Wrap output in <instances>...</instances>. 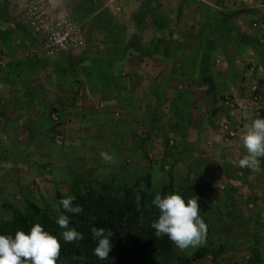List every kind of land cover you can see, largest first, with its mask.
Masks as SVG:
<instances>
[{
    "label": "rangeland",
    "instance_id": "374dc122",
    "mask_svg": "<svg viewBox=\"0 0 264 264\" xmlns=\"http://www.w3.org/2000/svg\"><path fill=\"white\" fill-rule=\"evenodd\" d=\"M6 1L9 4H12L9 5L10 12L8 14L9 21L11 22L7 24L0 23V37L1 34H8H6V40H0V43L3 45L9 56H11L12 60H16V63L6 64L5 58L2 55V51H0V71L6 68L5 70H9L7 71V73L10 77L14 75L11 72L13 68L15 72H17V70L15 69L16 66H14L16 64H19L17 68L21 66L41 67V69L45 70L46 68H48L49 74H53L52 68H57V66L51 64L50 62L56 59L57 56L49 57L47 56L46 51H44L43 49V42L45 39L43 34L46 33L45 29L38 32L35 28L31 27V25H29V23L25 19L24 12L26 10H29L30 8L32 9L33 5L36 6V10L39 14H41V12L45 10H60L65 15L64 18L66 21L74 22L80 27L78 31H75V33L79 32V46L76 48L70 47L68 51L61 50L58 54V57L60 59L62 58V56L66 55V63L68 64L66 75H64V72L59 71L61 75H59L58 78L51 77L50 80H47L53 83L60 81L59 84L69 88L65 91L68 92L67 97H69L65 102L66 106H61V104L58 103V105L55 104L48 109L49 113L46 112L49 114L51 120V136L48 137V140L52 142V144L63 150L68 146V148L72 149L71 143L73 142V140H70L66 137L65 125L63 128V122L65 123V121H63L61 118L62 109H73L74 111H78L86 105L85 103L91 102L94 112H98L101 114L107 109H112L116 112V117L119 119H122V115L124 116L126 114H128L129 119L133 118V111L129 109L125 110L124 108L125 93L127 91V94H135L137 96L140 92H142V90L144 92V86L147 85L146 81H148V79L144 75L143 68H141L142 62L137 59L139 56H141V53H144L143 49L150 44V37L154 33L153 31H151L150 25L148 27H142V24H152L154 21L157 23L156 17L159 15V8L150 7L152 2H150L149 6L147 7H141L139 5L140 0H135V2H133L132 0H100L104 8L102 9L110 12L111 17L114 18L115 21L113 22L121 21V23H119V26L123 28L125 32L123 29L122 31L119 29L118 30L121 32V34H123L124 40L126 39L125 45L127 46V51L123 52H126V55L122 60V66L119 67V64L116 65L115 63H111L109 66L107 65L108 72L104 75H101L96 72L89 73V69L92 68L93 70H95L96 65L94 63L100 59L105 58V45L108 46L110 31L114 29L109 22L103 24L101 30H95L92 33L91 39L88 41L84 27L75 22L71 17L72 3L69 0H60L62 4L61 7L55 6V0ZM50 1L53 4L52 6L50 4ZM190 1H193L197 4L199 3L203 6H208L206 9L208 11L207 16L204 17L203 15H201V18L205 20L209 18L211 24V46L209 52H207L208 50L203 52L200 57L199 77L201 79H198L199 81L196 84L197 89L199 91V89L204 88V85L214 84V86L218 90L219 96L216 98V100H213V98L210 96L211 92L207 93L204 90L198 93L203 95L204 98L209 101L211 107L216 109L219 113H222L218 114L219 131L215 132L213 136L205 137L204 135L201 139H196L191 142V146L193 148H196V151H198V161H196L197 163L189 165L190 160H184L182 153L172 151L173 147L174 150L179 149L174 137H165L162 140L165 143L164 150L161 148L162 142L159 141L160 138H158L157 140H153V138L155 137H153V135L150 134L149 131H141L140 136L144 138L147 137L148 141H158V144H150L148 145V147L145 146L146 156L144 155L142 158V162L145 163L144 167L132 171L134 173H127V171L129 172L132 168H134L130 167L131 165L128 166L127 169L123 167L121 170L117 169L115 171V167L120 168L121 164V158H118V155L116 153L114 155L116 163H106V167L100 171L104 174L103 176L100 175L99 178V174L96 173L98 176L89 178V181L77 177L75 180H73L75 188L71 187L70 192L66 193L65 191L66 189H68V187H63L64 185L60 184L65 180V177H62L59 181L58 179L63 174L65 168L70 164H72V167L70 169L69 175L72 179H74L76 173L78 172L75 168V165L79 166V163L82 161V159L75 163L74 159H69L63 154L53 156V154L51 153L47 154L46 157L41 156L39 158L40 162L36 164L39 166V168L35 166L36 169H34L33 172L29 173L28 171L24 173V170L28 166L26 165L27 161L25 160V158H37V154L33 153L32 151H34L33 147L37 145L38 138L34 135L39 133L40 130H36L32 134L28 132L27 135L31 136L29 137V139H25L24 141L28 142L25 147L26 150H28L30 156L27 155L24 158H20L17 156V154H12L10 159H14V162H9L7 160V154L5 153L6 149L2 152L0 151V219L1 217L11 215V210L14 209L24 215H27L29 213V202H34L36 206L43 211H54L56 206L58 205L59 200L70 196L71 191L76 190L79 193H85L90 190L96 189L98 186L107 184V182H110L109 192L111 193H118L119 191L123 192L125 187L129 184L130 179L136 180L137 178V181L141 184L142 188L145 189L149 184L146 174L147 169H149V167L153 165L158 166L157 169H154L151 172L152 177L150 176L153 182L152 184L154 189H160L162 186H164L165 184H170L172 181L180 185L175 176H177V174L181 172L189 182L193 181L195 178L202 179L205 187V192L201 194L203 196L207 195L206 190H208V188H215L214 185L219 182L220 185H222L224 188H226L227 186V193L232 192V195H235L236 192V189H234L235 185L238 186L240 190L237 194L241 197L238 199L239 204H245L247 202L246 198L248 193H246V188L244 187V185L240 184V180L242 177L239 175H237V179H235V177H232L234 175H232L231 173L232 170L235 171V166H231L230 164H223V166L221 167L222 164L219 161L217 163H213L211 169H208L206 168L207 164L203 163L201 160L205 159L207 155L212 154V152L215 153L216 151L220 150L221 147H226L229 151L231 150L235 152L236 155L239 156V159H241L243 155L246 154V150L243 148L242 141L240 139L245 129V125L251 124V122L256 118H264V0ZM188 3L190 2L188 1ZM194 3L192 4L195 5ZM92 4L94 6L96 4L95 1H93ZM179 4L182 5L183 3H181V1L179 3L177 0H174V2H171L170 5L174 6L173 8H175ZM187 10L188 9H185L184 11ZM147 11H152L149 12V16L146 15ZM113 13L115 15H113ZM129 13L133 16H130ZM194 13L195 12L191 11L190 9L188 10V13L182 12L178 18V22L181 21V24L177 23L178 28H175L174 26L173 30L167 28L166 25L168 23V20L166 18H162L161 22H158L160 27L159 34L161 38L154 37V39H162L165 41L169 36L170 38L167 39L169 41V44H167L166 46H173V41H175L174 39L182 37L186 34L187 31H190V26H192L193 19H196L198 17V14ZM115 16H117V18ZM164 16L168 17L166 14H164ZM149 17H153V20H151ZM5 18H7V15ZM133 18L139 20V28L137 29L136 33L134 32V37L131 36L130 28H126L124 26V24L128 23V25L132 27L133 30V26H136ZM184 18H186L187 20ZM198 19H200V16L198 17ZM158 21L160 20L158 19ZM174 21L177 22V19L174 18ZM145 30H149L151 31V33L147 32L146 36H143ZM164 30H167L168 33L164 32ZM179 30L180 32L178 33ZM173 37L175 38L172 39ZM180 41L178 42L183 45L184 49H186V53L181 55H187L188 58H190L186 59L187 64H193L194 68L197 69L196 59L194 58V61H191V58H193L192 53L194 54L193 47L196 46L195 42L185 40L186 42L183 43L182 38H180ZM88 42H91L90 48L94 50L90 52L93 56L91 60H86L83 63L82 56L87 50L86 48H88ZM99 47L100 50H98ZM132 49H137L139 51H134V53L132 54ZM211 50H216L217 55L213 54L215 56L212 55V57L210 55ZM131 54V58H133L134 60L126 64L127 57H129ZM68 55L70 57H67ZM211 60L212 63L216 64L217 67L215 72L217 74V80L213 79V82L211 78L212 67L208 65V62H210ZM60 62V65L64 66V69H66V63L64 59H62ZM11 66L12 68H9ZM125 66L126 71L125 73H122V69H125ZM45 77L50 78L47 73ZM90 77L93 79H90ZM87 78H89V81H87ZM79 79H82L83 81H80ZM13 83L14 80L12 81L10 79V81L7 82V86H10V88H12ZM75 83L76 85L74 86V91L70 92L69 90L71 89V86ZM85 85H87V89L85 88ZM212 85L209 86L212 87ZM36 88L38 87H35V83L28 86V89H30L29 94L27 95L28 98H33V89ZM117 89H119L123 93L117 91ZM194 90L196 92V88H194ZM4 97L0 96V117H2V120L0 121V128L7 124L5 123L6 120L12 116L13 111H16L12 104L7 100V96L5 95ZM60 106L62 107V109ZM44 111L45 110L41 109L40 113H43ZM166 112L167 111H163L165 116L167 115ZM202 115L205 116L204 110L202 111ZM38 123L41 128L43 127V125H49L47 121H42V123L38 121ZM133 124H138L140 126V123L137 122H133ZM165 126H167V124H163V128ZM19 138L20 141H23V136ZM16 141L17 139L12 143V138L7 139L4 135H1L0 147L1 143L4 146L8 143L7 148L13 146L15 147ZM120 142L121 139H119V141L118 138L115 139V145ZM70 149H68V153L71 151ZM63 150L61 152H63ZM179 152H181V150ZM47 157H49L53 161H49ZM45 159L48 163H44L46 162L44 161ZM86 160H88V158ZM90 161L93 160L90 159ZM185 165L187 170H185ZM238 173L239 172H237L236 174ZM27 174H30V176H37V178L40 180V183H48L47 189L45 190L38 183H35L34 185L29 184V186H24V180L22 181L19 178H17L18 180H15L9 177V175L21 178L25 177L26 180V178L28 177ZM118 174L120 175V177L116 179ZM121 175H126V177H122ZM133 182L134 181H132L131 183ZM222 186L221 190L224 189L222 188ZM113 188L115 189V191H113ZM230 188L234 189L235 191H231ZM42 192H45V195H42L40 198L33 197L34 195H39ZM4 194L9 198H2ZM255 194L264 196V190H256ZM199 196L200 195L196 197L199 198L198 204L200 206V215L208 225L209 232L207 235V242L202 246L195 248L189 247L184 250H181L180 248L175 246L177 257H180L182 260H184L181 262V264H194V253L201 248L210 247V245L207 243L211 238L210 229L211 226H213V222L216 226H220V223L222 222V224L225 225L224 227L229 228H232L234 227V225H236L235 223H233L232 225L227 224L226 214L228 212V208L225 204H222V208L215 209L217 210L215 211V213L210 210V207L212 206V200H210L209 202V198H200ZM232 202L234 205H236L237 200H235V198H232ZM237 220L234 218L233 222H241V220ZM226 235L227 234H225V236ZM219 238L220 235H212V240H217ZM234 239V236H229L227 243L221 246L224 247L223 249L221 248V250H232V248L235 247L236 244ZM239 245L240 244L236 246ZM61 255L62 252L60 256Z\"/></svg>",
    "mask_w": 264,
    "mask_h": 264
},
{
    "label": "crops",
    "instance_id": "0c3cea01",
    "mask_svg": "<svg viewBox=\"0 0 264 264\" xmlns=\"http://www.w3.org/2000/svg\"><path fill=\"white\" fill-rule=\"evenodd\" d=\"M132 1L135 2V0ZM177 1L179 3L181 1L183 4H179L180 6L177 5L175 8H173L174 6H171L170 4L171 2H174V0H140L139 5L141 7H143L144 3L152 2L150 7L159 8V15L156 17L157 23L154 21L152 24H142V27H148L149 25L151 26V31L154 33L149 40V43H151L154 37L161 38L159 34L160 27L158 22H161L162 18H166L168 20L166 26L168 29L173 30L174 26L175 28H178L177 23L181 24V21L178 22V18L182 12L188 13V10L190 9L191 11L195 12L194 14H198L200 19H198V17L193 19L192 26H190V31H187L182 37H178L176 39H174L175 37L172 38L176 42L180 41V38H182L183 43L186 42L185 40L195 42L196 46L193 47L194 54L192 53L193 58H191V61H194V58L196 59L197 69L194 68L193 64H187L186 59L190 58H188L187 55H181V51L178 55L173 54L174 52H179L174 49L165 52V45L161 48L162 53H155L152 56H147V54L145 55V53H141V56H139L137 60L142 62L141 68H143L144 75L148 79V81H146L147 85L144 86V92L141 87L142 92H140L137 96L135 94H127L126 91L124 108L125 110L129 109L133 111V118L129 119L128 114H126L124 116L122 115V119H119L116 117V112L112 109H107L101 114L94 112L91 102L85 103V106L82 105L83 107L81 106L82 108L78 111H74L73 109H62L61 106H66L65 102L69 98L67 97L68 92H65L69 88L59 84L60 81L53 83L47 80H50L51 77L58 78L59 75H61L59 71L64 72V75H66V71L68 69L66 55L62 56L61 59L57 57L53 61H50L51 64L57 66V68H52L53 74L48 73V68L45 70L41 69V67H15L17 72H15L14 68L11 70V72L14 74L10 77L12 81L14 80L12 88L7 86V80L0 84V96L4 97L6 95L7 100L16 110L15 112L13 111L12 116L6 120L5 123L7 124L0 128V136L4 135L7 139L12 138V143L17 139L15 142V147L13 146L7 148V142H3L7 143L5 146L1 143L0 151L2 152L6 149L5 153L7 154V160L9 162H14V159H10L12 154H17V156L20 158H24L27 155L30 156L28 150H26L25 147L28 142H25L24 140L29 139L31 136L27 135L28 132L32 134L36 130H40L39 133L34 135L38 138L37 145L33 147L34 151H32L33 153L37 154V158H25L27 161L26 165L28 166L24 170V173L28 171L29 173L33 172V170L36 169L35 166L39 168V166L36 165L40 162L39 158L41 156L46 157L47 154L51 153L53 156L63 154L69 159H74L75 163L82 159V161L79 163V166L75 165V168L78 172L76 173L74 179H72L69 175L72 164L65 168L63 174L58 179L59 181L62 177H65V180L60 184L64 185L63 187H68V189L65 191L66 193L70 192L71 187L75 188L73 180H75L77 177L89 181V178L98 176L96 173L99 174V178L100 175H104L100 171L105 167H99L100 165L90 161V159H92V155H100L102 151H106L113 155L117 153L118 158H121L119 170H121L123 167L127 169V167L131 165L130 167L134 168H132L129 172L127 170L126 171L127 173H134L132 171L141 169L145 165V163L142 162V158L145 155V146L148 147L150 144H158V141H153L154 139L157 140L158 138H160L159 141L162 142L161 148L165 150V143L162 140L165 137H174L181 152H179V149L174 150V147L172 148V151L182 153L184 160H190L189 165L197 163L196 161H198V151H196V148L191 146V142L196 139H201L204 135L205 137L213 136L215 132L219 131L218 114L222 113H219L216 109L211 107L209 101L204 98L203 95L198 93L204 90L207 93L211 92L210 96L213 98V100H216V98L219 96V93L214 84H209L212 85V87L209 85H204V88L199 89V91L196 85L199 81L198 79H201L199 77L200 57L203 52L207 50V52H209L211 46L210 20L209 18L206 20L201 18V15L204 17L207 16V12L201 10L198 6L193 5L190 0ZM188 1L190 3H188ZM54 3L55 6H62L60 0H55ZM10 5L12 4L10 3ZM185 9L188 10L184 11ZM149 12L152 11H147V16H149ZM164 14H166L168 17L164 16ZM113 15L115 14L113 13ZM131 15L132 14H130V16ZM115 17L117 18V16ZM149 18L153 20V17ZM174 18L177 19V22L174 21ZM158 19L160 21H158ZM133 21L136 23V26H133V30L132 27L128 25V23L124 24L126 28H130L132 37H134L137 29L139 28V20L133 18ZM116 23L119 25L121 21ZM151 31L145 30L143 36H146L147 32L151 33ZM164 32L168 33L167 30H164ZM179 32L180 30L178 33ZM169 38L170 37L168 36L167 39ZM124 42H126V39ZM165 42L167 43L168 41ZM181 47H183V45H181ZM0 51H2V55L5 58L6 64L16 63V60H12L11 56H9L1 43ZM134 51L139 50L132 49V54ZM132 54L127 57L126 64L134 60L131 58ZM213 54L217 55L216 50L210 51V55L212 56ZM67 57L70 56L68 55ZM62 59H64L66 63V69H64V66L60 65V61ZM208 65L212 67L211 78L213 82V79L217 80V74L215 73L217 67L216 64L212 63V60L208 62ZM125 71L126 66L125 69H122V73H125ZM46 73L50 78L45 77ZM79 80L83 81L82 79ZM33 83H35V87L38 88L33 89V98H28L27 95L29 94L30 90L28 89V86ZM76 83L71 86V89L69 90L70 92L74 91V86ZM85 88L87 89V85H85ZM194 88H196V92ZM117 91L123 93L119 89H117ZM58 103L61 104V118L63 121H65V123L63 122V128L65 125V135L68 139L73 140L71 143L72 149L68 148L69 146L64 148V150L60 149L48 140V137L51 136V120L48 114V109L55 104L58 105ZM41 109L45 111L40 113ZM203 110L206 117L202 115ZM163 111H167L166 116L164 115ZM1 120L2 117H0V121ZM38 121L40 123H42V121H47L49 125H43L41 128ZM133 122L140 123V126L138 124L134 125ZM163 124H167V126L163 128ZM141 131H149V133L155 138H153L152 141H148L147 137L144 138L140 136ZM21 136H23V141H20L19 137ZM116 138H118V141L121 139V142L115 145ZM68 149L71 150L69 153ZM62 150L63 152H61ZM228 151V148L221 147V149L215 153L212 152L213 155L209 154L201 161L207 164L206 168L208 169H211L213 163H217L219 161L222 164L221 167L223 164L235 166V170L239 172L237 175L242 177L240 184L244 185L246 188L245 191L248 193L246 198L247 202L245 204H239L238 199L241 197L237 194L240 190L238 186L235 185L234 189H236V192L235 195H232V198L237 200L235 205L236 210L240 212L243 220L241 222H233V219L230 220L226 218L227 224H236L232 228L224 227L225 225H223L222 222L220 223V226H216L213 222L212 224L214 227L211 226L210 229L211 238L207 243L210 245V247H204L205 249L207 248L208 252L211 254L207 255L206 258L203 259L193 258V263L264 264V196L255 194L256 190H264V157L260 158L258 168L255 171H252L247 168H240L239 156L231 150L229 152ZM87 158L88 160H86ZM47 159H49V161H53L49 157H47ZM44 161V163H48L46 159ZM207 162H212V165ZM157 168V165L150 166L149 169H147L146 174L151 176V172ZM185 170H187L186 165ZM27 176L25 180V177L21 178L9 175L11 179L18 180L17 178H19L22 181L24 180V186L38 183L45 190L47 189L48 183H40V180L37 178V176H30V174H27ZM121 176L126 177V175ZM175 177L180 184L186 185L189 182L181 172H179V174H177ZM249 177L252 178L250 179ZM222 188L224 187L222 186ZM213 190H215L218 194V198H215L216 194L210 191L206 192V196L200 194L199 197L209 198V202L212 200V206L210 207V210L215 212L217 211L215 209L222 208L219 202H223L227 198V186L222 190L221 188L219 189L217 187L213 188ZM230 190L232 189L230 188ZM77 193L79 192L71 191V194ZM42 195H45V192H42L39 195H34L33 197L40 198ZM2 198L9 197L5 196L4 194ZM258 221L262 227H256L255 223ZM214 234L220 235V238L217 240H212V235ZM225 234L228 236H225ZM229 236H234V241L236 243L235 247H233L232 250L224 249L223 251L221 248L223 249L224 247L221 246L227 243ZM238 244L240 245L236 246Z\"/></svg>",
    "mask_w": 264,
    "mask_h": 264
},
{
    "label": "trees",
    "instance_id": "16d2710c",
    "mask_svg": "<svg viewBox=\"0 0 264 264\" xmlns=\"http://www.w3.org/2000/svg\"><path fill=\"white\" fill-rule=\"evenodd\" d=\"M71 5L72 19L82 25L86 31L88 41L91 39L92 33L95 30H101L103 24L109 22L113 26V30L110 31L108 40V46L105 45L104 51L106 52L105 58L95 62L96 69H89V73L96 72L104 75L108 72V67L111 63L119 64L122 66V60L124 59L127 51L121 28L111 17L110 12L103 10V5L100 0H69ZM95 1L93 6L92 2ZM194 3L193 1H190ZM150 2L144 3V7L149 6ZM201 10L208 12L207 5H201L194 3ZM9 3L6 0H0V23H9ZM103 8V9H102ZM7 15V18H5ZM119 29V30H118ZM7 33L1 34L0 40L5 41ZM168 41V40H165ZM162 39H153L152 42L147 45L143 51L145 55L152 56L155 53H162V46L169 44ZM173 46H166L164 51L170 49L177 50L174 55L185 53V50L181 45L173 41ZM88 42V48L82 56V62L92 59L90 52L94 51L90 48ZM129 48V47H128ZM182 48V50H181ZM130 49V48H129ZM100 50V47L98 48ZM101 55V54H100ZM98 55V56H100ZM97 60V59H96ZM16 64L14 66H18ZM9 68H12L9 67ZM6 69V68H5ZM4 69V70H5ZM1 70L0 72H3ZM5 70L0 73V84L5 80L10 81V76ZM84 72V71H82ZM84 74V73H83ZM90 79H93L90 77ZM89 81V78H87ZM92 160L99 167H106V163L102 160L98 154L92 155ZM209 163V162H207ZM212 165V162L209 163ZM119 169L115 167V171ZM119 171V170H118ZM237 171L232 170V177L237 179ZM230 174V175H231ZM120 177L118 174L116 179ZM149 184L145 189L142 188L141 184L135 180H131L125 187L123 192H109L110 182L107 184L98 186L94 190H90L85 193L71 194L76 199L73 201V206L82 205L83 211L79 214L64 212L61 207L57 211V206L54 211H43L39 209L34 202H29L27 215L22 214L17 210H11V215L1 217L0 219V234L8 235L13 234L17 230H23L30 232L31 227L36 223L41 224L46 231L55 235L59 238L62 245V255L59 257L57 264H181L182 260L177 257L175 245L167 238V236L157 238L155 236V230L151 227L153 220L158 219V210L152 206V199L157 192L162 196L170 193L180 194L185 201L189 198H194L205 192V187L202 179L195 178L186 185L176 184L171 182L165 184L160 189H154L153 182L150 176L147 175ZM134 181L133 183H131ZM131 183V184H130ZM113 191L115 189L113 188ZM212 192L216 194L215 198H218V194L213 188H208L206 192ZM231 191H235L232 189ZM73 192H77L74 190ZM227 198L223 202H219L220 206L225 204L228 208L226 214L227 219H239L243 220L240 212L236 210V206L232 202V192L227 193ZM140 197L139 210L136 203V197ZM60 214L69 216V228H75L77 231L83 233L84 239L79 242L66 243L63 240L61 233L66 229L61 228L57 223V218ZM143 218V222L141 219ZM253 220V219H251ZM238 221V220H237ZM256 227H262L258 222L255 223ZM92 227H104L113 231L112 240V251L109 257L105 260H101L93 254V250L96 246V242L92 238L91 228ZM208 235V234H207ZM211 253L208 249L203 248L194 253L195 259L206 258Z\"/></svg>",
    "mask_w": 264,
    "mask_h": 264
},
{
    "label": "clouds",
    "instance_id": "9594fccd",
    "mask_svg": "<svg viewBox=\"0 0 264 264\" xmlns=\"http://www.w3.org/2000/svg\"><path fill=\"white\" fill-rule=\"evenodd\" d=\"M50 4L53 5L51 1ZM50 12L54 16L65 17L60 10L51 9ZM240 139L246 154L239 159V167L255 171L259 166L260 158L264 157V118H256L251 124L245 125ZM100 156L107 164L116 163L113 154L102 151ZM214 187L220 189L221 185L217 182ZM75 199L74 196L62 198L58 202L57 211L62 207L67 213H81L83 206H73ZM198 199V197L189 198L186 202L178 193L162 196L157 192L148 206H154L158 210V219L151 223L155 236L157 238L167 236L181 250L206 244L208 225L200 215ZM136 203L139 210V196L136 197ZM56 223L66 229L61 233L64 242L73 243L84 239L83 233L75 228H69L68 215L60 214ZM91 233L96 242L93 254L101 260L107 259L112 251L113 231L104 227H92ZM61 249L59 238L46 231L39 223L32 226L30 232L17 230L14 235L0 234V264H57Z\"/></svg>",
    "mask_w": 264,
    "mask_h": 264
},
{
    "label": "built area",
    "instance_id": "2783aa9c",
    "mask_svg": "<svg viewBox=\"0 0 264 264\" xmlns=\"http://www.w3.org/2000/svg\"><path fill=\"white\" fill-rule=\"evenodd\" d=\"M26 10L25 19L38 32L45 29L43 34V49L47 56H58L61 50L68 51L70 47H78V31L80 27L74 22L66 21L63 16H54L50 10H45L39 14L36 6Z\"/></svg>",
    "mask_w": 264,
    "mask_h": 264
}]
</instances>
